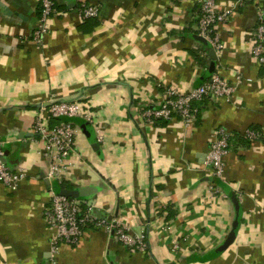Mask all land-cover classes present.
Returning <instances> with one entry per match:
<instances>
[{
	"label": "crops",
	"instance_id": "obj_1",
	"mask_svg": "<svg viewBox=\"0 0 264 264\" xmlns=\"http://www.w3.org/2000/svg\"><path fill=\"white\" fill-rule=\"evenodd\" d=\"M200 1L55 0L41 45L32 38L39 0H0V137L4 161L27 173L13 192L0 184V264H50L51 190L86 192L77 198L84 209L147 244L142 253L87 231L60 246L55 264H264V67L251 54L264 0L218 26L220 54L197 36ZM215 2L219 11L232 3ZM82 4L97 5L99 17L83 21ZM212 75L237 86L231 101L199 104L187 127L180 118L145 123L142 111L168 88L186 93ZM54 99L80 100L94 119H74L76 149L61 181L47 178L34 133ZM218 128L235 136L222 180L204 164ZM250 128L261 139L247 141Z\"/></svg>",
	"mask_w": 264,
	"mask_h": 264
},
{
	"label": "built area",
	"instance_id": "obj_2",
	"mask_svg": "<svg viewBox=\"0 0 264 264\" xmlns=\"http://www.w3.org/2000/svg\"><path fill=\"white\" fill-rule=\"evenodd\" d=\"M231 5L224 11H219L215 0H201L197 19V36L201 38L217 54L222 53L224 44L218 35L217 28L224 25L233 15V12L245 8L249 0H231ZM40 14L39 24L33 32V40L36 44H43L48 34L47 23L54 14L55 0H39ZM79 15L83 21L99 17L97 5L82 4ZM257 24L251 34L253 47L252 58L260 66L264 67V12L257 11ZM239 79V77H238ZM251 82V80H247ZM237 86L228 84L218 75H212L206 82L182 93L176 88H168L165 97L158 105L145 108L142 118L145 123L152 124L156 120L172 121L180 118L184 126H189L198 112L199 104L205 101L224 99L231 101ZM74 119H82L87 124L93 125L94 119L88 113L86 106L80 100L59 101L54 99L50 104L46 118L42 116L36 119L34 133L39 136L44 144V157L50 161L47 178L49 180H62L63 172L67 169L68 160L76 149L77 127ZM49 121H56L49 126ZM100 135L97 133V137ZM250 142L259 140L260 131L248 129L243 134ZM231 137L224 128H218L210 141L204 164L211 170L212 177L216 180L223 179L224 157L230 149ZM27 177L23 169L13 171L4 161L3 143L0 137V184L9 192L17 189L18 184ZM212 191L219 193L215 184ZM43 218L47 226L54 230L50 242V264H55L61 245L76 246L87 231H103L111 235L125 249H137L144 253L147 244L143 235H132L129 227L119 220L108 217H97L84 209L77 199H71L54 191H50L49 204L43 210ZM176 248V247H175Z\"/></svg>",
	"mask_w": 264,
	"mask_h": 264
},
{
	"label": "water",
	"instance_id": "obj_3",
	"mask_svg": "<svg viewBox=\"0 0 264 264\" xmlns=\"http://www.w3.org/2000/svg\"><path fill=\"white\" fill-rule=\"evenodd\" d=\"M201 39V38H199ZM206 44V43H205ZM86 192L84 191H71V190H62L60 191V195L71 198V199H77L80 196H84Z\"/></svg>",
	"mask_w": 264,
	"mask_h": 264
},
{
	"label": "trees",
	"instance_id": "obj_4",
	"mask_svg": "<svg viewBox=\"0 0 264 264\" xmlns=\"http://www.w3.org/2000/svg\"><path fill=\"white\" fill-rule=\"evenodd\" d=\"M158 121H160V120H156V122H158ZM250 129H251V130H256V129H253V128H250ZM256 131H258V130H256ZM234 137H235V136H234ZM234 137H233V138H234ZM233 138H232V139H233ZM260 139H261V138H260ZM246 140H247V139H246ZM231 141H232V140H231ZM247 141H249V140H247Z\"/></svg>",
	"mask_w": 264,
	"mask_h": 264
}]
</instances>
